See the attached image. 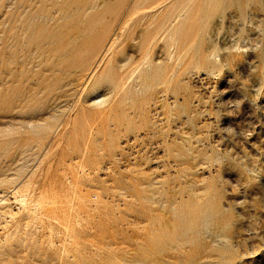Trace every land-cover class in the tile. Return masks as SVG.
I'll return each mask as SVG.
<instances>
[{
	"label": "rangeland",
	"instance_id": "1",
	"mask_svg": "<svg viewBox=\"0 0 264 264\" xmlns=\"http://www.w3.org/2000/svg\"><path fill=\"white\" fill-rule=\"evenodd\" d=\"M137 1L0 0V264H264V0H191L113 89Z\"/></svg>",
	"mask_w": 264,
	"mask_h": 264
},
{
	"label": "bare ground",
	"instance_id": "2",
	"mask_svg": "<svg viewBox=\"0 0 264 264\" xmlns=\"http://www.w3.org/2000/svg\"><path fill=\"white\" fill-rule=\"evenodd\" d=\"M191 0H139L134 3V6L131 10V13L128 18L131 21V25L126 23L123 32V39L121 40L119 46L120 51L125 52L127 49L140 50V62L136 65H133V57L131 55H124L121 58L118 55H113L107 60L108 68L106 76L102 81V85L111 84L112 88L115 89L117 87V83L120 81L123 84L135 85L136 77L135 75L146 69L147 71H153L152 67V40L158 36L163 35L164 42L167 44V55L171 57L174 54V50L176 49L179 35L181 33L178 32L176 36L174 33V25L179 23L181 19H183L187 12L188 3ZM228 0H200L199 4L204 10L209 11V15L213 16L214 19H224L226 14L225 10L228 7ZM245 1L246 6L254 0H233L234 6H241L242 2ZM218 6H221L219 9ZM216 7V9H215ZM158 12L157 15H155ZM140 13V14H138ZM141 15L138 17V15ZM136 15V16H135ZM246 14H243L242 10L239 13L234 15L237 20H245ZM145 20V25L143 26L145 31L148 33L147 38L142 39L138 45L133 44L134 39L132 37V32L136 29L135 21ZM140 25V24H139ZM134 26L131 30L130 27ZM151 26L149 29L148 27ZM111 26L108 25L106 29L103 31V35L101 40L98 42V45L92 50V53L88 57V61L85 64L86 68L90 66L93 67V70L100 65L103 58L107 53L112 49L114 44V40L109 42V31ZM129 29V32H128ZM236 46V45H235ZM159 74V65L155 68ZM90 70V69H89ZM93 74V73H92ZM96 91L95 88H91L90 93L94 94ZM96 98V97H95ZM98 98V97H97ZM96 98V99H97ZM97 104H101L99 101Z\"/></svg>",
	"mask_w": 264,
	"mask_h": 264
}]
</instances>
